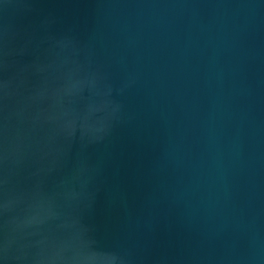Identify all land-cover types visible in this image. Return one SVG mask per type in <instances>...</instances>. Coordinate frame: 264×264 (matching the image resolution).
<instances>
[{
  "label": "water",
  "instance_id": "water-1",
  "mask_svg": "<svg viewBox=\"0 0 264 264\" xmlns=\"http://www.w3.org/2000/svg\"><path fill=\"white\" fill-rule=\"evenodd\" d=\"M0 264H264V0H0Z\"/></svg>",
  "mask_w": 264,
  "mask_h": 264
}]
</instances>
